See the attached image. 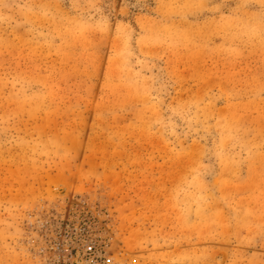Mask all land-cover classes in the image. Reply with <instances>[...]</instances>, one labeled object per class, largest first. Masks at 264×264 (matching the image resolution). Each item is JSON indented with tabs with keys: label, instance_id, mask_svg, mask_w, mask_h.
Segmentation results:
<instances>
[{
	"label": "rangeland",
	"instance_id": "1",
	"mask_svg": "<svg viewBox=\"0 0 264 264\" xmlns=\"http://www.w3.org/2000/svg\"><path fill=\"white\" fill-rule=\"evenodd\" d=\"M0 264H264V0H0Z\"/></svg>",
	"mask_w": 264,
	"mask_h": 264
},
{
	"label": "built area",
	"instance_id": "2",
	"mask_svg": "<svg viewBox=\"0 0 264 264\" xmlns=\"http://www.w3.org/2000/svg\"><path fill=\"white\" fill-rule=\"evenodd\" d=\"M90 249H91V247H90Z\"/></svg>",
	"mask_w": 264,
	"mask_h": 264
}]
</instances>
